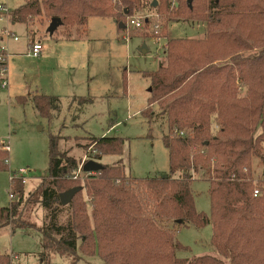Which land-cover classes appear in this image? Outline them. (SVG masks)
<instances>
[{"label": "trees", "instance_id": "trees-1", "mask_svg": "<svg viewBox=\"0 0 264 264\" xmlns=\"http://www.w3.org/2000/svg\"><path fill=\"white\" fill-rule=\"evenodd\" d=\"M117 1L131 10L156 9L167 17H183L184 12L186 21L206 24V37L201 40L169 39L165 61L144 75L151 89L149 110L143 115L150 119L154 114L150 109L157 105L166 120L163 143L169 154V175L131 182L122 169L103 165V170L87 174L90 215L87 204L79 199L84 187L79 186L80 178L74 179L80 162L61 152L58 139L51 135L47 176L27 199L25 180L11 177L13 199L8 207L0 208V228L40 232V256L45 264H56L46 262L52 253L66 257L70 264H78L82 253L104 264H264V172L257 182L253 176V158L259 157L264 164V1L193 0L190 7L188 0H157V8L152 7L154 0ZM111 3L27 0L11 19L28 24L43 16L51 21L60 18L64 37L70 41L74 37L67 29L87 28L91 17L119 18ZM7 68L0 55V70ZM242 88L247 91L244 97L240 96ZM29 97L38 115L48 122L60 110L58 97ZM78 99L93 102L92 98ZM214 125L216 134L212 133ZM259 129L262 133L255 138ZM123 144L121 138H95L91 146L100 154L89 160L101 164L103 156L120 155ZM200 170L209 177L211 217L195 207L192 184L194 173ZM72 190H77L73 199L62 206L60 195ZM29 206L46 212L43 226L23 219ZM65 208L72 215L61 224ZM170 223L179 229L168 228ZM190 225L213 226L211 245L221 259L176 257L178 251L186 250L176 241L177 235ZM14 257L0 255V264H15Z\"/></svg>", "mask_w": 264, "mask_h": 264}, {"label": "rangeland", "instance_id": "rangeland-1", "mask_svg": "<svg viewBox=\"0 0 264 264\" xmlns=\"http://www.w3.org/2000/svg\"><path fill=\"white\" fill-rule=\"evenodd\" d=\"M26 1L0 0V52L7 48L8 64L7 89L1 88L0 75V208L8 207L12 201V176L25 180L26 199L47 176L51 135L58 139L59 150L76 158L80 167L84 161H90L89 156L100 154L97 147L91 146L93 139L111 137L123 139L122 153L103 156L102 165L122 169L131 182L133 178L169 175V154L163 143L166 120L157 105L150 109L154 113L150 119L143 115L148 109V90L151 89L144 75L156 71L165 61L164 50L169 39L201 40L206 37V24L186 21L184 12L183 17L174 14L167 17L156 9L131 10L122 2L112 0L119 18L91 17L87 28L67 29L74 38L82 40L67 41L63 34L66 29L62 26L50 34L51 20L44 16L28 24L15 23L12 13ZM132 18H143L146 25L140 30L133 29L128 26ZM33 43L43 48L39 58L29 55ZM145 43L150 50L147 55L140 50ZM246 92L242 88L240 96H246ZM36 95L60 98V110L54 113L51 122L38 115L29 97ZM21 97L26 101L19 102ZM78 98H92L93 102H81ZM216 129L214 125L213 134ZM261 133L259 129L255 138ZM5 147H9L8 154ZM21 171H26V175H21ZM253 171L257 182L264 172L259 157L253 158ZM87 174L82 171L79 177V186L84 187L79 199L87 204L91 215L93 207L86 189L90 179ZM208 179L203 170L194 173L192 191L196 210L211 217ZM61 214L59 219L63 224L71 218L72 212L65 208ZM45 215L41 207L29 206L23 219L41 227ZM167 226L179 229L175 223ZM212 236V225L201 228L190 225L181 229L176 241L186 250L178 251L176 257L188 261L205 255L221 259L211 245ZM42 245V234L36 230L0 228V255H17V264H45L40 256ZM81 256L78 264H104L98 257L90 258L83 253ZM46 262L71 263L54 253L47 256Z\"/></svg>", "mask_w": 264, "mask_h": 264}, {"label": "built area", "instance_id": "built-area-1", "mask_svg": "<svg viewBox=\"0 0 264 264\" xmlns=\"http://www.w3.org/2000/svg\"><path fill=\"white\" fill-rule=\"evenodd\" d=\"M170 1H174V0H170ZM1 10H2V8L0 7V11ZM145 25H146V20L143 18H132L128 23L129 27H131L133 29H138V30L142 29ZM15 41H17V38H15ZM160 41L161 40H158V42H160ZM41 52H42L41 44L35 43L30 48L29 55L31 57H34V58H39L41 55ZM6 53H7V48H2L0 55H1V61H3V62H7V60L5 58ZM6 73H7V70H0V75L2 76V79H1V81H2L1 88L2 89H7V86H8ZM5 150L9 151V147H5ZM83 164L81 165L80 169L76 173L74 179H78L80 177V175L82 174ZM21 175H26V171H21ZM259 195H260V191L258 189H256L254 196L258 197ZM11 199H13V196H11ZM17 260H18V257H14V261H17Z\"/></svg>", "mask_w": 264, "mask_h": 264}, {"label": "water", "instance_id": "water-1", "mask_svg": "<svg viewBox=\"0 0 264 264\" xmlns=\"http://www.w3.org/2000/svg\"><path fill=\"white\" fill-rule=\"evenodd\" d=\"M192 2L193 0H188V4L190 7H192ZM158 6V1L154 0L152 3V7L157 8ZM125 14H128V11H125ZM62 26V21L60 18H54L51 21V25L49 27V32L50 34H54L57 29ZM123 25H120V28H122ZM104 166L96 161L90 160V161H86L83 164L82 170L84 173H94V172H98L100 170H103ZM77 190H72L69 192H66L64 194L60 195V200H61V204L62 206H67L71 200L73 199L74 195L76 194Z\"/></svg>", "mask_w": 264, "mask_h": 264}, {"label": "crops", "instance_id": "crops-1", "mask_svg": "<svg viewBox=\"0 0 264 264\" xmlns=\"http://www.w3.org/2000/svg\"><path fill=\"white\" fill-rule=\"evenodd\" d=\"M77 40H82V39H74V40H70V41H77ZM68 41V40H67ZM33 44H35V43H33ZM32 44V45H33ZM32 45H31V47H32ZM42 50H43V48H42ZM140 50L142 51V52H144V54L145 55H147L149 52H150V50L148 49V47H147V44L145 43V44H143V46H141L140 47ZM43 52H41V54H42ZM149 83V82H148ZM150 85V84H149ZM149 93H150V89L148 90V95H149ZM18 257V256H17ZM18 260H19V257H18ZM17 260V261H18ZM15 264H17V262H15Z\"/></svg>", "mask_w": 264, "mask_h": 264}]
</instances>
